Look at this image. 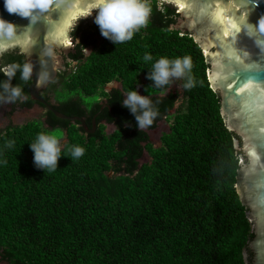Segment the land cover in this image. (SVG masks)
<instances>
[{
	"label": "trees",
	"instance_id": "obj_1",
	"mask_svg": "<svg viewBox=\"0 0 264 264\" xmlns=\"http://www.w3.org/2000/svg\"><path fill=\"white\" fill-rule=\"evenodd\" d=\"M149 2V22L131 40L115 45L95 23L72 29L65 68L41 95L51 102L61 82L68 95L54 103L55 108L83 117L89 128L96 116L97 128L88 132L80 121L45 109L46 123L67 134L54 171L33 163L29 143L42 131L37 123H10L0 129L1 262L246 264L245 252L251 262L249 241L255 234L236 188L242 157L234 145L238 136L221 115L203 48L189 32L174 27L180 17L177 6ZM145 52L152 61L143 60ZM186 55L192 61L189 75L194 86L183 88L182 94L152 95L154 102L159 100L154 103L158 115L151 126L138 130L132 114L121 105L126 93L137 90L140 75L146 77L159 57ZM24 64L26 54L18 47L0 56V81L14 73L12 84L23 91L22 99L11 102L10 113L37 103L30 94L32 78H20ZM116 79L121 87L103 91L104 101L76 95L94 94ZM173 110L163 145L153 148L148 131ZM103 122L114 124L115 130L107 134ZM74 145L84 153L71 160ZM146 150L153 161L141 164Z\"/></svg>",
	"mask_w": 264,
	"mask_h": 264
},
{
	"label": "water",
	"instance_id": "obj_2",
	"mask_svg": "<svg viewBox=\"0 0 264 264\" xmlns=\"http://www.w3.org/2000/svg\"><path fill=\"white\" fill-rule=\"evenodd\" d=\"M176 1L181 5L182 32L188 31L205 50L208 79L220 96L225 125L241 138H234L235 148L243 153L236 188L255 234L249 241L255 253L253 264H264V30L259 27L264 22V0H169L179 6ZM88 2L44 0V7L22 18L9 14L0 0V17L26 42L0 51V56L18 47L32 68V99L59 118L80 121L94 133L96 116L89 128L83 117L60 112L41 95L58 76L74 22L87 12ZM244 254L250 264L248 253Z\"/></svg>",
	"mask_w": 264,
	"mask_h": 264
},
{
	"label": "clouds",
	"instance_id": "obj_3",
	"mask_svg": "<svg viewBox=\"0 0 264 264\" xmlns=\"http://www.w3.org/2000/svg\"><path fill=\"white\" fill-rule=\"evenodd\" d=\"M3 3L9 14H16L22 18H29L34 8L44 7V0H3ZM93 10H95L93 20L100 34L116 45L131 40L134 33L149 22L152 7L149 0H89L85 16L92 15ZM259 27L264 30V22H261ZM25 43L16 34L15 27L0 17V51L16 45L23 46ZM143 60L152 61L153 57L145 52ZM191 68L192 61L187 55L175 58L161 56L151 64L150 70L146 73V79L152 82L145 86L148 94L142 95L136 89L126 93L121 105L132 114L138 130L151 126L158 115L154 103L158 104L159 100L155 102L152 100L150 90L164 89L181 78H184L183 88H192L194 81L189 75ZM19 71L22 80L30 79L32 68L29 64H24ZM13 75L14 73H11L7 81H0V103L16 102L23 97L22 88L12 84ZM13 144V140L7 141V147L11 148ZM29 147L33 152V163L36 168L54 171L58 167V159L62 156L58 134L40 131L34 142L29 143ZM83 153L84 148L74 145L70 149V158L77 159Z\"/></svg>",
	"mask_w": 264,
	"mask_h": 264
},
{
	"label": "rangeland",
	"instance_id": "obj_4",
	"mask_svg": "<svg viewBox=\"0 0 264 264\" xmlns=\"http://www.w3.org/2000/svg\"><path fill=\"white\" fill-rule=\"evenodd\" d=\"M161 1L169 2V0H161ZM176 6H177L178 11H179L180 6H178V5H176ZM85 14H86V12L75 20L73 28L78 24H81L83 27H87V26L94 23L93 18L95 15V10H93L92 15L85 16ZM174 27L176 29L181 30V31H184V29H185L180 24V19H178V21ZM72 45H73V40H72V37L70 35V40H69L66 55L68 54ZM90 51H91V48L87 49L86 53L89 54ZM203 52L205 53L204 50H203ZM65 61H66V59L64 57L61 65L59 67V70H62L65 68ZM75 65H76V62L73 63V66H75ZM209 67H210V65H209ZM5 71L9 72V69L5 68ZM183 80H184V78H181V79L174 81L171 85H169L164 90H158V89L153 88L150 91H151L152 95L164 94L165 92L167 93L169 91H179L182 94V92H183V87H182ZM148 85H150V84L146 81L145 75L141 74L140 75V81L137 85V91L142 95H147L148 93L145 90V86H148ZM114 87H121L120 80L116 79V80H113V81L107 83L105 86H102L101 89L98 90L94 94H87V93L84 94L83 92L78 91V93H76V95L77 96L83 95V96H85V98L87 100H94L97 98L101 101H104L105 95L102 92L103 91H110ZM67 95H68V93H67L66 89L64 88V86L62 85V83L58 82L56 92L51 94V100L53 103H57V101L59 99L65 97ZM179 105H180V102L178 103L177 107ZM177 107H176V109H177ZM11 110H12L11 103H1V105H0V129L4 128L6 125H8L10 123L17 124V125H23V124L32 123V122L37 123L40 126V128L42 129V131H51L53 133L58 134V140H59V142L63 148L65 142L67 141L66 131L63 129H59V128L52 129L46 123V121H45L46 110L43 106L36 103L30 108L17 107L13 113H10ZM175 114H176V110H173L171 112L170 116L164 118L162 121H160L158 123V126L155 129L149 131L150 142H151V145L153 148H159L163 145V140H162L163 134L166 132H169L170 125L172 122V118L174 117ZM103 124L105 126V132L107 134H110L115 130L114 124L106 123V122H103ZM152 161H153L152 153L150 151L146 150L144 152L142 158L140 159V163L141 164H150V163H152ZM240 161H241V158H240ZM109 175H111V173H109ZM0 264H4V262L0 261Z\"/></svg>",
	"mask_w": 264,
	"mask_h": 264
},
{
	"label": "flooded vegetation",
	"instance_id": "obj_5",
	"mask_svg": "<svg viewBox=\"0 0 264 264\" xmlns=\"http://www.w3.org/2000/svg\"><path fill=\"white\" fill-rule=\"evenodd\" d=\"M6 68H8L9 69V67H6ZM238 136V135H237ZM238 138L241 140V138L238 136ZM243 153H242V151H241V155H242ZM242 158V157H241ZM249 248H250V250L252 251V260H251V262H250V264H253V262H254V255H255V253L253 252V250L251 249V247L249 246ZM5 264V263H4Z\"/></svg>",
	"mask_w": 264,
	"mask_h": 264
},
{
	"label": "snow or ice",
	"instance_id": "obj_6",
	"mask_svg": "<svg viewBox=\"0 0 264 264\" xmlns=\"http://www.w3.org/2000/svg\"><path fill=\"white\" fill-rule=\"evenodd\" d=\"M237 59H238V57H236ZM247 82H245V84H246ZM232 85H229V87H231ZM241 90L242 91H244V89H243V86H242V88H241ZM251 91V89H248L246 92H244V94L246 95V94H248V92H250Z\"/></svg>",
	"mask_w": 264,
	"mask_h": 264
},
{
	"label": "bare ground",
	"instance_id": "obj_7",
	"mask_svg": "<svg viewBox=\"0 0 264 264\" xmlns=\"http://www.w3.org/2000/svg\"><path fill=\"white\" fill-rule=\"evenodd\" d=\"M175 1V0H174ZM177 2V1H176ZM178 4H179V6H180V8H181V5H180V3L179 2H177ZM205 51V50H204Z\"/></svg>",
	"mask_w": 264,
	"mask_h": 264
}]
</instances>
